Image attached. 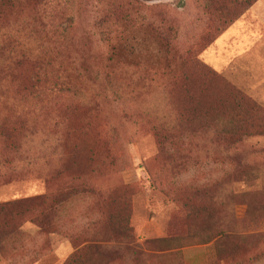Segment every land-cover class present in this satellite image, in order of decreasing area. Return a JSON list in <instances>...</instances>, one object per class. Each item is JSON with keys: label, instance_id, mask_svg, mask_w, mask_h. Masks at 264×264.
Segmentation results:
<instances>
[{"label": "rangeland", "instance_id": "rangeland-1", "mask_svg": "<svg viewBox=\"0 0 264 264\" xmlns=\"http://www.w3.org/2000/svg\"><path fill=\"white\" fill-rule=\"evenodd\" d=\"M215 2L3 0L0 63L19 46L44 73L0 67V264H264V137L229 148L255 169L232 186L213 154L233 100L194 67L224 27Z\"/></svg>", "mask_w": 264, "mask_h": 264}, {"label": "trees", "instance_id": "trees-1", "mask_svg": "<svg viewBox=\"0 0 264 264\" xmlns=\"http://www.w3.org/2000/svg\"><path fill=\"white\" fill-rule=\"evenodd\" d=\"M133 1V0H132ZM259 0H235V3L238 5L237 8H239L238 11L226 14L225 16V3L219 0H216L214 12L219 19L224 18V27L221 28L215 35H208L206 37V40L204 41L203 45L200 48V52H203L205 49H207L216 39H218L231 25H233L238 18L249 8H251L252 5H254ZM210 4V8L213 6L211 5V1L208 2ZM3 0H0V8L2 7ZM147 29H149L152 34L156 32V29L152 27V24L147 25ZM18 47V53L13 58H10L9 61H6L7 63L4 64V62L0 63L1 72L2 73H11L14 72L16 68L28 66L31 69V72L33 73L32 76L35 81L39 80V74L44 73V65L42 64V61L39 59H33L31 58L30 54L25 53L21 50V48ZM198 51V50H197ZM198 54V52H197ZM11 53H6V48L0 44V58L2 56H8L10 57ZM194 67L200 68V70L203 72V77L201 80V83H209L211 84L212 79L216 78L217 82L222 86L223 90L226 92L225 97L231 98L233 100V108L231 111V114L228 115V120H231L232 123L235 125V129H228V131H225V133L221 134L220 138L217 141V146L220 150V153L217 155L213 154L214 159L221 160L226 159L231 165V176L229 179H232V186L238 183H242L246 180V176H248L249 172H245L246 169H249L251 172L249 174L253 175L255 173V169L253 167H249L245 162V159H243L240 155L236 156L234 153H230L229 148L232 147V150H236L243 140L245 138H251V137H264V108L260 106L255 100H253L250 96L246 95L244 92H242L237 87H234L230 85L225 79H223L220 74L213 69L209 68L206 64L200 63L198 61H194ZM209 88V85H207V89ZM198 90L197 93L191 94L189 90L184 91L186 97L184 98L185 105L181 106L182 112H185L186 114L190 115L191 112H199L201 111L203 106H210L211 101L213 100V96L211 91L208 90ZM29 91L33 90V86H31ZM27 90V91H28ZM28 93V92H27ZM219 105L214 102V107L218 109H225L228 112L231 110V106L226 101H218ZM223 103V104H222ZM188 119L192 121V118L188 116ZM188 121V120H187ZM222 122L219 123V126H221ZM212 155V154H207ZM218 157V158H215ZM212 160V157H209ZM206 159V163H211L210 160L207 158H204V161ZM69 192L61 191L60 195L65 196ZM262 205V208H264V203L260 204ZM225 230H221L217 234L218 241H222L226 239L228 236L224 238ZM130 228L127 224L122 226L121 232L124 234L125 232L129 233ZM224 238V239H221ZM233 237H231L232 239ZM90 250H96L95 246H91ZM223 257V256H222ZM222 263L227 264V261L229 259L228 255H225L223 258ZM218 261H220L218 259Z\"/></svg>", "mask_w": 264, "mask_h": 264}, {"label": "crops", "instance_id": "crops-1", "mask_svg": "<svg viewBox=\"0 0 264 264\" xmlns=\"http://www.w3.org/2000/svg\"><path fill=\"white\" fill-rule=\"evenodd\" d=\"M248 14L216 39L202 59L218 73L233 72L234 84L246 95L264 97V0L257 1Z\"/></svg>", "mask_w": 264, "mask_h": 264}]
</instances>
